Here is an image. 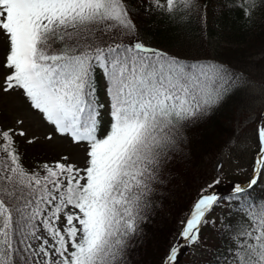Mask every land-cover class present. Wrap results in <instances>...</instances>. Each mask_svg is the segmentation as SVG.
Listing matches in <instances>:
<instances>
[{"label": "snow or ice", "instance_id": "1", "mask_svg": "<svg viewBox=\"0 0 264 264\" xmlns=\"http://www.w3.org/2000/svg\"><path fill=\"white\" fill-rule=\"evenodd\" d=\"M226 6L249 21L256 0ZM132 7L128 0H0V96L19 93L55 134L84 146L86 157L83 168L67 157L26 168L17 139L26 137L24 119L0 125V264H126L128 241L145 218L151 185L177 151L179 128L237 86L218 63H188L138 40L118 42L135 33L132 16L139 13ZM205 7L201 0L145 3L171 22ZM97 73L106 105L97 96ZM256 143L250 180L233 185L226 198L237 219L224 228L230 243L215 264H264V198L249 202L264 177V124ZM205 193L182 221L185 244L198 240L225 199ZM182 246L173 244L162 264H176Z\"/></svg>", "mask_w": 264, "mask_h": 264}, {"label": "trees", "instance_id": "2", "mask_svg": "<svg viewBox=\"0 0 264 264\" xmlns=\"http://www.w3.org/2000/svg\"><path fill=\"white\" fill-rule=\"evenodd\" d=\"M128 3L133 6L132 12L139 13L132 16L135 33L131 37L119 36L118 42L127 44L130 40H138L150 49L188 63H218L239 80L237 86L218 104L183 122L178 130L180 139L176 145L177 151L169 152L167 163L158 174V182L151 185L152 191L142 212L145 218L139 224L137 234L128 241L125 261L126 264H162L169 248L173 244H181V240H177L179 219L189 214L201 190L207 192L212 187L218 192L231 191L233 185L239 182L234 178L227 180L217 177L219 183H213L217 180L213 179L210 184L201 186L204 183L206 161L210 165L229 141L236 137V119L248 114L252 95L243 87L254 83L257 88L264 89V7H261L262 0H256L252 18L245 21L238 19L237 14L228 9L227 0H201L206 6L203 13L195 12L182 21L171 22L160 17L158 12L146 10V0H128ZM100 80L101 75L97 73V93ZM103 83L102 89L105 91L104 80ZM254 112L256 116L252 125L256 131L264 124V107ZM107 123L106 115L105 126ZM0 125L4 126V123L0 122ZM17 139L24 166L31 169L42 165L34 155L28 154V149L21 148L22 142L19 137ZM230 194L224 196L225 199L213 209L219 211L227 207L236 211L226 199ZM262 198L264 183L261 177L254 191L250 192L249 202L255 203ZM236 219L234 215L219 220L209 218L200 227L196 242L182 243L176 264H182L184 258L191 256L192 245L205 249L209 260L203 264H215L218 250L230 243L224 228L234 224ZM240 219L251 227L246 218Z\"/></svg>", "mask_w": 264, "mask_h": 264}, {"label": "rangeland", "instance_id": "3", "mask_svg": "<svg viewBox=\"0 0 264 264\" xmlns=\"http://www.w3.org/2000/svg\"><path fill=\"white\" fill-rule=\"evenodd\" d=\"M100 35V33L98 32ZM112 35H105V38H109ZM122 36V35H121ZM99 84V96L101 103L107 104V97L104 87L103 78ZM254 84V83H253ZM248 84L243 87L252 95V101L249 102V111L246 117H239L235 121L236 137L232 138L227 146L219 153L212 163L209 165L206 161V172L203 176L204 183L201 185H207L211 183V180L222 177L227 180L237 179V184L246 185L253 174V165L257 156L258 145L256 143V131L252 122L256 116L254 111L264 107V89L257 88L255 85ZM258 86V85H257ZM259 87V86H258ZM106 109L104 110V117H106ZM23 118L24 123L22 125L26 132V137L20 138L22 142V149L27 150L28 154L34 155V157L40 162L51 163L57 160H61L62 157H67V163L75 164L77 167H85V151L84 146L76 145L72 143L68 138L59 136L53 132L52 126L47 122L41 120L27 106L25 99L19 95V93H13L11 95L0 96V122L4 123L7 127L13 125L18 118ZM102 134V133H100ZM48 136H52V139H48ZM34 138V139H33ZM28 139H33L32 143L28 142ZM257 148V149H256ZM253 164L251 165V162ZM222 165V167H218ZM262 183H264V177H262ZM218 193L215 188H210L207 193ZM221 208L219 211L212 209L208 214L209 218L219 220L221 217L233 216L234 211ZM226 209V210H225ZM225 210V211H224ZM187 216H183L179 219L178 229L180 231L184 227L182 221H186ZM241 218H244L241 216ZM179 237V236H178ZM180 238H177V240ZM182 244V242H181ZM191 256L184 258L182 264H203L204 261L209 260L205 249L199 247L190 248Z\"/></svg>", "mask_w": 264, "mask_h": 264}]
</instances>
